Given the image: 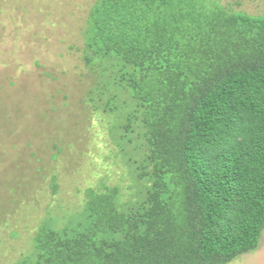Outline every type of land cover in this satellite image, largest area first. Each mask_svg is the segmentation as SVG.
<instances>
[{
    "label": "trees",
    "instance_id": "trees-1",
    "mask_svg": "<svg viewBox=\"0 0 264 264\" xmlns=\"http://www.w3.org/2000/svg\"><path fill=\"white\" fill-rule=\"evenodd\" d=\"M83 38L98 76L88 101L111 117L135 201L119 186L87 190L72 223L46 221L18 264H231L256 252L264 15L220 0H98Z\"/></svg>",
    "mask_w": 264,
    "mask_h": 264
},
{
    "label": "rangeland",
    "instance_id": "rangeland-1",
    "mask_svg": "<svg viewBox=\"0 0 264 264\" xmlns=\"http://www.w3.org/2000/svg\"><path fill=\"white\" fill-rule=\"evenodd\" d=\"M97 1L0 0V264L32 253L46 221L72 223L91 188L119 186L123 203L133 199L111 117L88 101L98 76L85 64L83 33ZM220 1L264 15V0ZM231 264H264V235Z\"/></svg>",
    "mask_w": 264,
    "mask_h": 264
}]
</instances>
